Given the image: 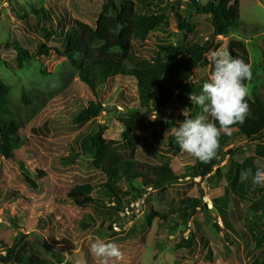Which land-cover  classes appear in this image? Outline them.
<instances>
[{
	"label": "rangeland",
	"instance_id": "obj_1",
	"mask_svg": "<svg viewBox=\"0 0 264 264\" xmlns=\"http://www.w3.org/2000/svg\"><path fill=\"white\" fill-rule=\"evenodd\" d=\"M136 1L140 14L165 16L169 25L157 28L145 39H134L133 49L139 61H128L127 65L131 68L150 67L154 57L159 61L165 60L166 51L160 47L176 43L181 31L192 28L188 44L206 42L213 33L211 18L198 14L188 0L179 2L181 25L171 8L177 0ZM104 2L11 0L0 3V78L10 88L12 109L21 121L23 138L22 148L17 151L15 159L7 160L0 156V242L9 248L17 245V249L33 243V247L43 250V257L54 264H101L90 252V245L97 237L116 242L123 253L121 260H110L109 264H251L264 250L252 256L255 243L244 236L243 222L240 220L235 224L237 232L227 231L218 212L212 209L213 199L223 196V186H227V182L216 175L193 176L190 169L195 164L194 157L183 152L177 156L166 153L171 129L183 122L180 116L184 111L189 118V111L174 101L162 111L167 124L158 140L143 129L135 128L130 141H123L125 129L116 116L128 108L139 106L135 81L118 78L100 87L95 96L69 64V55L64 49L67 38H59V35L58 40L45 38L41 35L44 27H34L36 22L42 21L41 26L47 27L45 31L51 30L57 28L63 19L70 32L74 20L95 24ZM42 7L49 11L44 14L46 19L41 20L34 10ZM60 7L71 9L72 14L69 12V15L72 20L58 13ZM240 7L242 21L252 32L217 37L214 48L207 55L208 65L198 68L197 73L209 77L213 70L210 62L212 54L229 53L231 40H245L253 74L250 91H263L264 0H240ZM52 12L55 13L53 17L50 16ZM41 41H47L53 48L49 57L37 56ZM15 43L23 45L33 54L23 69L18 67L17 52L10 45ZM7 44L9 47L6 49ZM258 66H262V70ZM23 92L34 100V107H21ZM96 99L106 106L96 119L108 127L104 141L117 144L126 156L140 164H159L165 159L171 161L180 179L166 192L161 194L149 189L144 198L136 200L123 193L130 191L131 186L126 180H120L118 185L123 194L118 193L119 202L117 196L103 189L107 176L93 166L92 154L82 146V140L95 131L94 123L75 121L88 101ZM198 116L211 119L201 108ZM151 117L155 118L154 112ZM230 132L233 140L228 148H232V152L220 164L224 174L229 172L232 164H240L254 156L259 144L264 145V132L256 140L238 137L235 129ZM72 148L74 152H79V156L69 162L65 159L73 151ZM258 161L264 164V159ZM22 163L32 173L37 187L26 180ZM38 170H42L45 176L41 177ZM82 184L93 185L96 189L94 196L106 202L107 208L119 206L122 210L117 215L113 213L110 218L108 209L99 205L77 206L68 197V191ZM135 186H140V183L137 181ZM199 196H203V202L212 211H198L188 222L179 212L169 214L171 207L180 199ZM257 197L250 195L241 207L246 208ZM233 208L234 204H231ZM152 211L167 216L155 218ZM49 217L55 223L42 227V220ZM116 221L119 230L113 227ZM215 223L220 225V231ZM202 233L210 236L213 259L207 256L208 249L201 239ZM186 234L193 237V247L178 248L183 240H189ZM5 255V248L0 246V256ZM0 264H3L1 260ZM9 264L20 263L13 261Z\"/></svg>",
	"mask_w": 264,
	"mask_h": 264
},
{
	"label": "trees",
	"instance_id": "obj_2",
	"mask_svg": "<svg viewBox=\"0 0 264 264\" xmlns=\"http://www.w3.org/2000/svg\"><path fill=\"white\" fill-rule=\"evenodd\" d=\"M4 1L11 2V0H0V3ZM180 1L172 3L171 8L175 11V16L181 25ZM188 1L198 14L211 18L213 25L211 37L206 42L196 41L188 44L187 39L192 28L181 31V37L176 43L160 47L166 51V59L159 61L154 57L153 64L147 68H131L127 65L128 61H139V57L134 53L133 41L138 37L145 39L157 28L168 26L169 23L165 16L140 14L136 0H105L94 26L74 20L64 49L69 55V64L73 67L74 72L92 93L96 96L100 87L106 86L118 78L134 80L137 85L139 106L128 108L116 116L125 129L122 135L123 141H130L135 128L143 129L158 140L161 131L167 124L162 111L174 101L179 102L189 111V118H196L200 107L192 104L189 95L191 93L199 94L203 83L208 78L198 74L197 69L208 65L207 55L214 48L216 38L252 32L242 21L240 0ZM48 11L45 7L34 10L41 20L46 19L47 15L44 14ZM60 11L69 15V10L66 7H60ZM50 16H55V13L52 12ZM38 23L40 27L42 21H38ZM47 31L51 36L53 32H56L55 28ZM10 45L17 52L18 67L23 69L25 63L33 58V54L19 43ZM8 47L9 44L6 45V49ZM52 49L47 41H41L38 43L36 54L38 57H49ZM229 54L243 59L251 66L250 53L245 40H231ZM257 68L262 70L263 67L258 66ZM250 81H246L249 88L247 100L250 112L243 124L233 125L230 130L235 129L238 137L256 140L264 132V90L250 91ZM33 102L34 100L25 92L22 93L21 107L32 108L35 105ZM105 110L106 106L103 101L89 100L75 119L77 123L88 121L94 123L95 131L82 140V146L88 148L92 154L93 166L107 176V182L104 183L103 189L118 197V193H122L118 181L126 180L131 188L130 191L123 193L130 194L136 200L144 198L149 189L161 194L166 192L170 185L180 179V176L174 171L171 161L165 159L159 164H140L126 156L117 144L104 141L103 136L108 127L98 123L96 119ZM152 112L155 113L154 119L151 117ZM184 119L185 116L181 115L180 120ZM20 129L21 121L18 120L11 105L10 88L0 78V156L3 158L15 159L17 151L22 148L23 138ZM168 140L166 153L175 156L180 154L182 151L175 142V137L171 134ZM232 140V133L228 135L222 130L217 156L207 164L201 163L195 158V164L190 171L193 176L216 175L227 182V186H223V196L213 199V209L218 212L227 231L237 232L235 224L240 220L243 222L244 236L255 243L252 255L254 256L255 252L264 250V187L253 185L250 179H243L242 173L249 169L254 173L257 160L264 159V145L259 144L254 156L245 159L240 164H232L229 172L224 174L220 169V164L226 155L231 154L232 148L228 147ZM72 150L71 154L66 157V161L72 162L79 156V152H74V148ZM21 165L26 180L33 187H37L32 173L25 169L23 163ZM37 172L41 177L45 176L42 170ZM137 181L140 186H135ZM95 190L91 184L77 185L68 191V197L82 208L91 204L107 208L106 202L100 198L97 200L94 196ZM250 195L258 197L251 200L246 208H242V202L247 200ZM118 199L120 202V197ZM231 204H234L233 209H231ZM107 209L111 214L110 218L113 213L117 215L122 210L119 206H110ZM209 210L212 211L203 202V196H199L180 199L171 207L169 214L179 212L188 222L195 217L198 211L207 212ZM152 213V217L155 218L163 219L167 216L155 211ZM53 222L55 223L54 219L49 217L42 220L41 225L46 227ZM214 226L217 230H221L218 223H215ZM201 239L208 249L207 256L213 259L210 236L202 233ZM193 245L194 239L190 236L189 240H183L177 246L190 249ZM0 246L6 250V255L0 256L3 264L13 261L20 264H54L43 257V250L35 249L33 243H28L21 249H17V245L9 248L1 242ZM251 264H264V253L258 254Z\"/></svg>",
	"mask_w": 264,
	"mask_h": 264
},
{
	"label": "clouds",
	"instance_id": "obj_3",
	"mask_svg": "<svg viewBox=\"0 0 264 264\" xmlns=\"http://www.w3.org/2000/svg\"><path fill=\"white\" fill-rule=\"evenodd\" d=\"M210 62L213 66L210 76L203 83L200 93H191L189 99L211 119L203 116L188 118L184 111L183 122L171 129L180 150L204 164L217 156L221 131L230 135L231 126L245 122L250 112L246 81H250L253 75L251 67L243 59L233 57L228 52L213 53ZM242 178L250 179L255 186L264 187V164L258 161L254 173L249 169L242 173ZM90 252L101 264L123 258L116 242L99 237L91 243Z\"/></svg>",
	"mask_w": 264,
	"mask_h": 264
},
{
	"label": "crops",
	"instance_id": "obj_4",
	"mask_svg": "<svg viewBox=\"0 0 264 264\" xmlns=\"http://www.w3.org/2000/svg\"><path fill=\"white\" fill-rule=\"evenodd\" d=\"M68 10H69V12L72 14V11H71V9H69V8H67ZM100 11L101 10H99V12L97 13V17H98V14L100 13ZM58 13L60 14V15H62V13L63 14H65L64 13V11H60V9H58ZM66 15V14H65ZM67 17H70L71 18V20H72V16L71 15H66ZM65 16V17H66ZM75 17V16H74ZM97 17L95 18V24H96V20H97ZM74 19H78V18H74ZM80 20V19H79ZM80 21H82V20H80ZM83 22H86V23H88V24H90V25H92V26H94L95 24H92V23H90V22H87V21H83ZM66 22H65V20H63V19H61L60 21H59V25L57 26V28H55V30H56V32H53L52 33V36L49 34V31H48V33H46V34H44V32H47V31H45V27L44 26H38V22H36L35 23V25H34V27L35 28H37V29H40L41 27H44V28H42L41 29V31H42V34L41 35H44V37L45 38H54V39H59L60 37H62L63 36V38H67V36H68V34H69V29H68V27L66 26V25H64ZM59 35V36H58ZM59 38H58V37Z\"/></svg>",
	"mask_w": 264,
	"mask_h": 264
},
{
	"label": "built area",
	"instance_id": "obj_5",
	"mask_svg": "<svg viewBox=\"0 0 264 264\" xmlns=\"http://www.w3.org/2000/svg\"><path fill=\"white\" fill-rule=\"evenodd\" d=\"M113 227H114V229H116V230H119V224H118V222H115L114 224H113ZM187 239L189 238V234H186V236H185Z\"/></svg>",
	"mask_w": 264,
	"mask_h": 264
}]
</instances>
